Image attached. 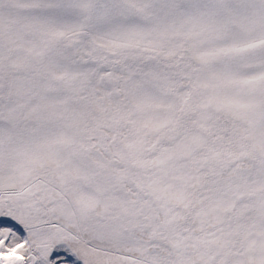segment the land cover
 I'll list each match as a JSON object with an SVG mask.
<instances>
[{
  "label": "snow or ice",
  "instance_id": "obj_1",
  "mask_svg": "<svg viewBox=\"0 0 264 264\" xmlns=\"http://www.w3.org/2000/svg\"><path fill=\"white\" fill-rule=\"evenodd\" d=\"M0 264H264V0H0Z\"/></svg>",
  "mask_w": 264,
  "mask_h": 264
}]
</instances>
